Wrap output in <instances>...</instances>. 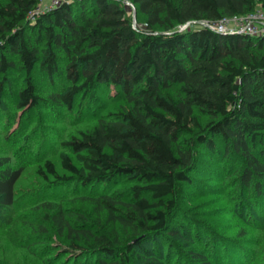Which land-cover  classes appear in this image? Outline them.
Returning <instances> with one entry per match:
<instances>
[{"label": "trees", "instance_id": "trees-1", "mask_svg": "<svg viewBox=\"0 0 264 264\" xmlns=\"http://www.w3.org/2000/svg\"><path fill=\"white\" fill-rule=\"evenodd\" d=\"M130 1L145 27L135 28L129 11L112 0L65 3L35 21L29 16L38 0H0V76L6 79L15 68L24 73L19 110L35 109L46 100L34 83L36 69L51 78L63 76L65 90L49 101L67 110L77 100L79 105L97 100L99 91L111 87L122 99L116 111L63 141L78 160L60 156L69 175H60L47 159L37 168L38 176L52 187L77 184L93 190L101 185L109 190L120 179L133 182L128 198L111 192L81 199L91 203L93 214L38 200L29 225L22 215L27 204L19 206L16 193L24 166L14 167L12 157L0 156V210L9 212L0 221V257H8L10 247L27 249V243L51 249L41 241L53 240L50 224L61 249L46 264L59 263L63 256L62 264L251 260L253 250L245 249L242 240L227 244L215 230L203 241L199 233L190 234L188 224L177 222L176 190L179 184L193 185L191 174L201 172L196 148L218 152L222 159L234 156L243 164L239 182L251 197H237L240 214L258 222L264 217V39L221 34L203 25L264 9V0ZM198 115L208 118L205 126ZM183 135L191 138L186 148ZM119 227L131 233L123 252ZM173 238L189 244L175 258Z\"/></svg>", "mask_w": 264, "mask_h": 264}, {"label": "rangeland", "instance_id": "rangeland-1", "mask_svg": "<svg viewBox=\"0 0 264 264\" xmlns=\"http://www.w3.org/2000/svg\"><path fill=\"white\" fill-rule=\"evenodd\" d=\"M50 1L38 0V5L33 12L39 13V10H44ZM126 9L133 18L132 10ZM134 17L137 26L145 27L144 19L138 22L137 12ZM182 28L179 27V30H184ZM12 59L17 61L14 56ZM64 63V59L60 61V65ZM33 79L38 94L46 100L35 109L19 110L18 90L23 86L24 73L15 68L9 71L6 79L0 76V84L4 81L2 90H0L2 91L0 93V156L12 157L14 167L24 166L22 176L16 186L18 205L22 206L25 202L27 204L26 211L22 213L25 215L24 221L33 225L31 218L35 210L31 208L37 206L38 200L51 201L54 204L62 203L68 208L76 207L93 214L91 203L81 201L88 194L118 192L119 196L128 198L129 190L133 185V182L128 179H120L116 185L108 188L109 190L105 188V185L93 190L90 187L84 189L77 184L52 187V184L44 181L37 174L39 165L49 159L56 164L60 175H69L60 165V156L67 153L76 163L78 160L63 146V141L69 140L79 131L90 129L99 118L116 111L122 99L117 96L115 88L99 91L95 101L85 100L82 105H79V100H77L74 109L67 110L49 101L50 95L60 94L65 90L62 75L51 78L36 69L33 72ZM198 118L203 126L209 121L204 116L198 115ZM187 139L191 140L188 135H183L181 138V145L184 148L187 146ZM195 152L201 172L198 170L191 174L194 177L193 185L179 184L177 187L178 210L176 213L178 216L176 221L188 224L191 229L190 234L199 233L203 241L213 236L215 230L229 240L227 244L232 242L231 239L239 242L242 240L244 243H240L245 249L253 250L251 260L248 258L245 264H264V217L259 222L252 221L246 212L240 214L236 202L238 196H246L239 182L243 169L241 160L234 156L222 159L218 152L208 154L203 147L196 148ZM211 168L220 172L211 174ZM246 198L251 199L250 196ZM262 206L264 207V202ZM8 213V211L0 210V221L6 220ZM46 227L49 228V236L53 240L49 242L43 238L41 241H44L42 245H45V242L48 243L51 249L43 250L39 248L41 244L30 245L28 243L26 244L27 249L10 247L7 248L8 257L6 255L0 257V264H46L47 260L53 257L58 258L60 254L57 251L61 247H58L56 243L57 239L51 231L50 224H46ZM25 228L27 229L28 226L26 225ZM117 230L122 242L120 251L123 252L125 243L131 239V233L120 227ZM240 236L244 237L240 238ZM170 241L176 244L172 258L180 256L181 251L189 248V244L178 238ZM65 257L58 260L59 263L62 264ZM254 258L256 261L253 263ZM172 261L175 262L176 259Z\"/></svg>", "mask_w": 264, "mask_h": 264}, {"label": "built area", "instance_id": "built-area-1", "mask_svg": "<svg viewBox=\"0 0 264 264\" xmlns=\"http://www.w3.org/2000/svg\"><path fill=\"white\" fill-rule=\"evenodd\" d=\"M74 1H81V0H51L49 5L46 6L44 10H39L40 11L39 13H35L32 11L29 16V19L35 21V19L40 15L48 13L65 3H72ZM112 1L121 3L129 10H132L133 26L135 28L138 27L134 17L136 13L135 4L132 3L131 1H126V0H112ZM192 24L193 23L190 22L187 25L183 26V28L186 29L187 27H190ZM203 25L221 34H243L251 37L264 39V9L258 6L253 12L247 15L225 18L216 23L203 22Z\"/></svg>", "mask_w": 264, "mask_h": 264}]
</instances>
